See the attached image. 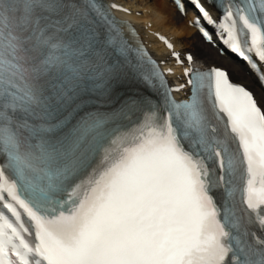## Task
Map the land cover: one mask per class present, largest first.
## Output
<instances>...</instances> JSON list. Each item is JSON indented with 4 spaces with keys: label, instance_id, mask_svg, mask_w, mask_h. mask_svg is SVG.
I'll return each instance as SVG.
<instances>
[{
    "label": "snow or ice",
    "instance_id": "6c2138e0",
    "mask_svg": "<svg viewBox=\"0 0 264 264\" xmlns=\"http://www.w3.org/2000/svg\"><path fill=\"white\" fill-rule=\"evenodd\" d=\"M174 4L264 85V0ZM113 9L0 0V264H264V91Z\"/></svg>",
    "mask_w": 264,
    "mask_h": 264
},
{
    "label": "bare ground",
    "instance_id": "6f19581e",
    "mask_svg": "<svg viewBox=\"0 0 264 264\" xmlns=\"http://www.w3.org/2000/svg\"><path fill=\"white\" fill-rule=\"evenodd\" d=\"M118 2L130 7L134 12H141L140 18H134L136 22H141L142 25H151V30L161 32L168 36L181 51L186 49L196 56V61L203 65H215L217 63L224 64L223 68L230 70L232 74L238 78L240 83L248 84L254 88L251 81L243 74L232 67L228 62H225L216 57L215 53L208 48H204L193 40L192 31L188 30L185 25H182L181 20L175 12L166 6L163 0L157 3H150L149 0H142V3H137L134 0H118ZM156 52H160V46H151Z\"/></svg>",
    "mask_w": 264,
    "mask_h": 264
},
{
    "label": "rangeland",
    "instance_id": "374dc122",
    "mask_svg": "<svg viewBox=\"0 0 264 264\" xmlns=\"http://www.w3.org/2000/svg\"><path fill=\"white\" fill-rule=\"evenodd\" d=\"M156 1V0H155ZM157 2H159V1H156V2H153V3H157Z\"/></svg>",
    "mask_w": 264,
    "mask_h": 264
}]
</instances>
